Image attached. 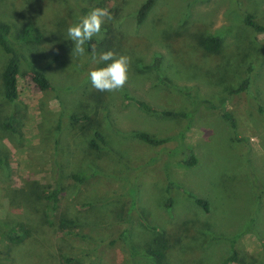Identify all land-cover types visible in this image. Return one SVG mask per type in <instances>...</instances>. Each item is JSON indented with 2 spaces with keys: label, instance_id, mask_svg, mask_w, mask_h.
I'll return each mask as SVG.
<instances>
[{
  "label": "rangeland",
  "instance_id": "374dc122",
  "mask_svg": "<svg viewBox=\"0 0 264 264\" xmlns=\"http://www.w3.org/2000/svg\"><path fill=\"white\" fill-rule=\"evenodd\" d=\"M144 1L105 0L111 19L80 56L67 28L98 0H0L15 41L29 24L43 34L20 45L52 85L36 87L22 65L8 101L0 47V264H224L234 238L229 264H264V0H153L138 22ZM213 35L217 52L199 44ZM107 50L131 57L116 92L89 78ZM155 58L159 70L146 68ZM180 133L194 165L175 150Z\"/></svg>",
  "mask_w": 264,
  "mask_h": 264
},
{
  "label": "trees",
  "instance_id": "16d2710c",
  "mask_svg": "<svg viewBox=\"0 0 264 264\" xmlns=\"http://www.w3.org/2000/svg\"><path fill=\"white\" fill-rule=\"evenodd\" d=\"M153 0H145L142 5L139 7L137 12V21L141 22L148 12ZM94 7H102L107 8L109 13H112V8L107 7L105 4V0H98V2L95 5H89L85 7L80 8V13L82 15L87 14L90 10H92ZM245 24L251 26L253 29L257 31H261L263 27L259 24H257L251 14H247L244 20ZM44 41L43 34L32 24H29L27 26H24L18 36L17 41H15L11 37V27L6 22L0 21V47L1 49L8 55V60L6 63L5 70L2 75V89L4 97L10 101L13 102L18 98L19 93V69L20 66L24 65L26 70L28 71L30 81L33 85L40 89H49L52 88V85L50 84V81L48 80L46 74L35 64L34 60L30 58V54L26 53L20 43L26 45H32V44H41V42ZM93 43L94 38H92L90 41L87 42V48L88 50H93ZM199 44L207 51L210 52H217L221 46L220 37L218 35L209 36L206 38H201L199 40ZM148 69L153 70H159V59L155 58L153 63L146 66ZM247 85V80L244 79L242 84L235 88L232 92H239ZM141 107H147V105L144 102L138 101L137 102ZM165 114H172L173 112L165 111ZM179 114L180 116L187 117V113H175ZM225 116L228 118V120H231V117L228 115L227 112H225ZM87 120L88 116L86 114L84 115H74L72 116L73 121H79V120ZM10 126V121L6 123ZM4 123V125H6ZM98 139H102L101 135L96 133L95 134ZM136 136L150 144L153 145H161L168 141L171 138L168 137H162L157 138L154 136H151L149 133L146 132H137ZM91 144L94 147H97L96 141L92 140ZM178 148L175 149L180 154V161H182L186 165H194L196 163V158L192 152V150L183 142V134L180 133L178 136ZM181 151V152H180ZM59 195V189L53 188L51 189L47 194H45V197L48 199L53 200L54 202L57 200ZM195 202L201 206L205 211H208V202L200 197H194ZM70 224H72L71 220H68L66 218L61 219L60 225L62 228H67ZM7 236L11 241H18L19 236L16 235L14 231H8ZM234 238L231 240V255L225 260L224 264H229L230 262H233L237 258V249L234 247ZM152 255L154 256H162V252L160 250H153ZM65 263H70L71 259L65 257L64 258Z\"/></svg>",
  "mask_w": 264,
  "mask_h": 264
},
{
  "label": "clouds",
  "instance_id": "9594fccd",
  "mask_svg": "<svg viewBox=\"0 0 264 264\" xmlns=\"http://www.w3.org/2000/svg\"><path fill=\"white\" fill-rule=\"evenodd\" d=\"M106 19H111L108 9L94 7L70 24L67 28V37L73 42L72 53L83 56L85 43L94 36L100 35ZM99 61L107 63L90 70L89 78L92 87L100 92H116L123 89L128 82L131 57L107 50L100 54Z\"/></svg>",
  "mask_w": 264,
  "mask_h": 264
}]
</instances>
